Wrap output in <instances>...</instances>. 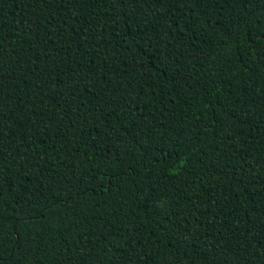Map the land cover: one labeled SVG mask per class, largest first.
<instances>
[{"label":"trees","instance_id":"16d2710c","mask_svg":"<svg viewBox=\"0 0 264 264\" xmlns=\"http://www.w3.org/2000/svg\"><path fill=\"white\" fill-rule=\"evenodd\" d=\"M0 264H264V0H0Z\"/></svg>","mask_w":264,"mask_h":264}]
</instances>
